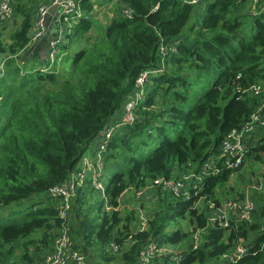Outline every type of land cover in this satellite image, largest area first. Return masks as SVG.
Instances as JSON below:
<instances>
[{
    "label": "trees",
    "instance_id": "obj_1",
    "mask_svg": "<svg viewBox=\"0 0 264 264\" xmlns=\"http://www.w3.org/2000/svg\"><path fill=\"white\" fill-rule=\"evenodd\" d=\"M116 3V15L96 36H85L90 19L64 31V41L55 50L60 46L65 54L60 59L57 53L51 64L55 70L28 71L27 47L39 6L47 3L10 0L11 22L16 19L18 24L0 38V264H44L63 226L69 229L72 251L86 256V264H141V252L151 244L157 253L147 264L216 263L240 241L249 250L236 261L220 264H264V199L249 221L229 218L226 227H211L210 222V205L220 206L216 191L234 174L223 166L221 143L260 104L249 90L264 83V0ZM80 5L90 14L94 2L81 0ZM252 8L258 13H251ZM198 9L199 17L191 23ZM124 10L131 11L129 18L121 14ZM246 22L251 35L242 28ZM147 71L153 74L133 121L116 129L102 153L103 208L100 201L92 215L86 196L94 189L89 191L90 182L83 180L75 191L67 189L68 209L61 219L64 197H51V191L78 173L103 125L120 122L115 113ZM260 153L264 131L244 160L262 161ZM205 164L215 171L202 175ZM189 173L192 178L179 197L150 187L155 180ZM145 188L152 189L157 207L145 216L147 226L141 230L137 218L119 203L125 192ZM243 199L239 194L237 200ZM200 201L205 202L202 209L197 207ZM184 220L191 231L180 228ZM198 232L201 243L192 249L190 236ZM38 235L39 242L32 238ZM179 245L180 252L159 253L165 246Z\"/></svg>",
    "mask_w": 264,
    "mask_h": 264
},
{
    "label": "built area",
    "instance_id": "obj_2",
    "mask_svg": "<svg viewBox=\"0 0 264 264\" xmlns=\"http://www.w3.org/2000/svg\"><path fill=\"white\" fill-rule=\"evenodd\" d=\"M80 1L81 0H61L59 3V25L60 24H67L68 26L71 23H76L81 19H89L90 14H84L80 8ZM53 2V3H52ZM56 0H51L50 4H54ZM51 4V5H52ZM48 5L41 4L38 9V14L36 17L35 27L32 33V38L29 47L27 50L34 46L37 40L44 36V31L42 29V23L44 17L48 10ZM121 14L124 17L129 18L131 16L130 10H124ZM13 19V12L10 4V0H0V22H8ZM66 26V25H65ZM61 30V29H60ZM57 42L50 43V51L47 55V59L51 62V64L55 61L57 52L55 47ZM3 64L0 65V78L3 73ZM153 73L145 72L142 73L141 79H146L149 75ZM139 82V81H137ZM249 92L257 98L260 99V104L257 110L250 116L249 120L243 124V126L236 131H233L226 135L224 140L221 143V156L220 158L223 160V166L233 171L234 173L240 168L246 153L248 152V148L250 145L256 144L258 139L261 136V132L264 131V83L254 85L250 88ZM140 96V94L136 95V98L132 100L136 106V100ZM133 103L127 106L128 112L133 109ZM123 123H131L134 119V115H125L123 112ZM119 125H112L111 123L103 125L101 130L98 133V149L96 151V156H98L99 152L103 151L107 146L109 141L111 140L116 128ZM213 170L211 165L205 164L202 169V175H206L207 172ZM215 171V170H213ZM82 176L83 174H73L71 181L69 184L57 189L52 190L50 196L51 197H58L62 196L65 200V205L59 204V216L61 219H66V210L68 209L67 196L68 191L74 189V178L76 176ZM201 175V176H202ZM201 176H197V180H201ZM192 178L191 173L188 175H183L181 178L176 180H164L158 179L152 182V186L150 187H160L163 191L168 190L171 191L176 197L181 196L182 192L186 188L188 181ZM81 181V184L83 183ZM195 188V187H194ZM148 188H145L140 191H130L136 193V196L143 198L145 191ZM247 192L244 194V199L240 200L242 202H237L239 200H227L226 203H220L219 207H215L210 205L213 209V215L210 217L211 223H216L219 227H226L228 226V219L234 218L239 221H249L251 218L252 211L254 209L251 199L246 195ZM107 211H110L111 208L105 205ZM147 226V219L143 218L141 223V230L145 229ZM69 229L67 227H62L60 230L59 235L56 237L51 251L44 256V264H85L84 257L78 254L75 251H72L71 245L72 241L69 237ZM198 247V242H192V249H196ZM115 248V247H114ZM249 248L245 245L244 242L240 241L232 250L227 252L221 258L224 262H233L240 259ZM156 252L154 245H149L148 248L141 252L140 254V263L147 264L149 259L153 256Z\"/></svg>",
    "mask_w": 264,
    "mask_h": 264
},
{
    "label": "rangeland",
    "instance_id": "obj_3",
    "mask_svg": "<svg viewBox=\"0 0 264 264\" xmlns=\"http://www.w3.org/2000/svg\"><path fill=\"white\" fill-rule=\"evenodd\" d=\"M39 3H47L49 4L51 0H37ZM118 0H90L91 3L94 2V7L92 8V12L90 13V21L92 23L91 28L89 31L85 34L86 37L88 36H96L99 32L102 31L104 26L108 24V22L111 20L112 17L116 15L117 11V2ZM53 3V2H52ZM51 3V4H52ZM248 5H250L248 3ZM247 5V6H248ZM243 13H247L249 10L247 7L242 8ZM251 13L257 14L258 11L256 9L253 10L251 9ZM199 12H201V9H198L197 11L195 10L194 16L191 17V23L194 21L195 18L199 17ZM249 13V14H251ZM77 23V22H76ZM5 24V25H4ZM4 24L0 25V38H6L11 34V32L16 28L17 20L14 19L13 22L8 21L5 22ZM249 22H246L244 26L242 27L245 31L246 34L251 35L250 31H247L246 28H249ZM68 27V23L65 24ZM64 24H60L61 28V33L62 34V39L61 42L64 41V31L66 30V26ZM71 25V24H69ZM58 51H61L60 46L57 47ZM2 57H0V60ZM4 63V61H3ZM0 64H2V60L0 61ZM53 68V67H52ZM56 68L53 69H44L46 70H55ZM58 69V68H57ZM37 70V69H36ZM145 73V72H143ZM4 75V72L2 73V76ZM1 76V77H2ZM142 73L139 75V77L135 81V90L134 93L131 91L125 98V102L123 103V109H119L114 117H116L120 122L112 125H119L118 127L124 125L123 123L124 117H123V112L125 115H134L135 112L134 110L136 109V106L132 100L136 98V95L140 94V96L136 100V104L138 102V99L145 93L147 82H148V77L144 80L141 79ZM139 81V82H137ZM127 100V101H126ZM133 103V109L128 112L126 109L129 104ZM117 129V128H116ZM116 131V130H115ZM115 133V132H114ZM98 138H94L88 145L82 160L79 162V170L78 174H83L82 176H76L74 178V189L75 191L78 187L82 186L81 184L82 179L85 181L90 182V187L89 191L91 188L94 189L93 194L91 196L87 195V200L88 204L92 206V215L95 216L98 212L99 206L98 203L101 201V198L104 196V181H106L105 178H101V172L104 169V166L106 168V164L104 165L103 163V157L102 153L107 150V147L99 152L98 156H96V151L98 149ZM260 158L262 161H257L254 160L250 157H247L244 160V165L241 167L240 170L235 172L233 176L230 178L229 182L226 184L220 186L217 191H216V199L220 203H226L227 200H237L239 194H244L245 192L246 195L251 199L250 201L253 204V207L258 208L260 202L263 201L264 199V153H260ZM213 171V170H211ZM101 195V196H100ZM238 195V196H237ZM123 197L120 198V203L119 205L121 209H124L125 212H131L135 218H137V224L142 223V219L145 218L147 214H149L151 211H153L157 207V203L155 202L154 198V193L152 189H147L145 191L144 197H138L136 196V193L133 192H125ZM105 197V196H104ZM42 199L41 197H34L33 201H39ZM127 200V202L122 205L123 200ZM47 203L51 204V200H47ZM60 202V201H59ZM237 202H242V201H237ZM106 203V201H105ZM104 203V204H105ZM205 202H198L197 207L199 209L204 208ZM213 206V205H211ZM214 207V206H213ZM101 208H103V202L101 201ZM100 208V209H101ZM211 208V207H210ZM254 210V209H253ZM4 214H7L8 211L4 210L2 211ZM214 217V214H212ZM211 215V216H212ZM216 223H211V227H214ZM174 227L177 225H173ZM180 228L186 231H189V226H188V220L180 221ZM191 231V230H190ZM32 238L36 239V241L41 240V237L38 236H33ZM192 242L197 241L198 243H201V233H193L190 236ZM39 242V241H38ZM42 248L49 250L46 245H42ZM183 248V245L179 246H165L161 249L159 253H177L180 252V250ZM186 251H188V245L185 244ZM91 257L94 256V252L88 249ZM49 253V252H48ZM47 253V254H48ZM157 253V252H156ZM45 254V256L47 255ZM84 255V254H83ZM42 256V255H41ZM85 256V255H84ZM86 259V260H85ZM85 261H87V258L85 256ZM19 260V259H18ZM91 262V259H90ZM220 262H224L223 259H220V261H216V263H207V264H220ZM87 263V262H86ZM85 263V264H86Z\"/></svg>",
    "mask_w": 264,
    "mask_h": 264
},
{
    "label": "crops",
    "instance_id": "obj_4",
    "mask_svg": "<svg viewBox=\"0 0 264 264\" xmlns=\"http://www.w3.org/2000/svg\"><path fill=\"white\" fill-rule=\"evenodd\" d=\"M59 9L55 15H48L46 20H43L42 29L44 31V36L37 40V44L30 47L26 54L31 58L30 62L26 65V70H36V69H53L51 66V62L46 59V54L48 53V43L50 41L57 42L62 44V34L61 28L59 25ZM61 42V43H60ZM51 43V42H50ZM58 55L60 54V59L64 56L65 52L58 51ZM151 189V188H148ZM245 194V193H244ZM238 196V195H237Z\"/></svg>",
    "mask_w": 264,
    "mask_h": 264
},
{
    "label": "water",
    "instance_id": "obj_5",
    "mask_svg": "<svg viewBox=\"0 0 264 264\" xmlns=\"http://www.w3.org/2000/svg\"><path fill=\"white\" fill-rule=\"evenodd\" d=\"M60 1H61V0H56V2H55L54 4H52V5L48 8L47 13H46V15H45V17H44V20L47 19V16H48V15H55V14L57 13V11H58V9H59V3H60ZM49 50H50V48H48V51H49ZM46 56H47V54H46Z\"/></svg>",
    "mask_w": 264,
    "mask_h": 264
},
{
    "label": "clouds",
    "instance_id": "obj_6",
    "mask_svg": "<svg viewBox=\"0 0 264 264\" xmlns=\"http://www.w3.org/2000/svg\"><path fill=\"white\" fill-rule=\"evenodd\" d=\"M46 5H48L49 7L51 6L50 3H49V4H46ZM49 7H48V8H49ZM78 22H79V21H78ZM72 24H75V23H71V25H72ZM71 25H69L68 27L66 26V29L70 28ZM36 43H37V42H36ZM49 51H50V50H49ZM49 51H48V53H49ZM48 53H47V55H48ZM46 58H47V56H46Z\"/></svg>",
    "mask_w": 264,
    "mask_h": 264
}]
</instances>
